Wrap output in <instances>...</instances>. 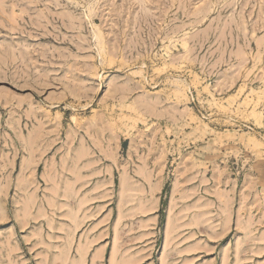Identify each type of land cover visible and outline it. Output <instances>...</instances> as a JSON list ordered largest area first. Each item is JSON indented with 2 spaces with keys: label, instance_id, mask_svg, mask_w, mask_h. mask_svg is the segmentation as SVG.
<instances>
[{
  "label": "rangeland",
  "instance_id": "rangeland-1",
  "mask_svg": "<svg viewBox=\"0 0 264 264\" xmlns=\"http://www.w3.org/2000/svg\"><path fill=\"white\" fill-rule=\"evenodd\" d=\"M0 264H264V0H0Z\"/></svg>",
  "mask_w": 264,
  "mask_h": 264
}]
</instances>
